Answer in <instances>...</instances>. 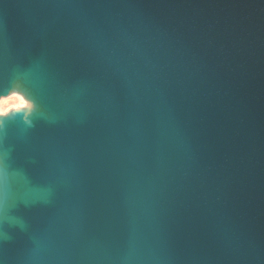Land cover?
<instances>
[{
    "label": "water",
    "instance_id": "obj_1",
    "mask_svg": "<svg viewBox=\"0 0 264 264\" xmlns=\"http://www.w3.org/2000/svg\"><path fill=\"white\" fill-rule=\"evenodd\" d=\"M14 89L0 264H264V0H0Z\"/></svg>",
    "mask_w": 264,
    "mask_h": 264
},
{
    "label": "clouds",
    "instance_id": "obj_2",
    "mask_svg": "<svg viewBox=\"0 0 264 264\" xmlns=\"http://www.w3.org/2000/svg\"><path fill=\"white\" fill-rule=\"evenodd\" d=\"M3 104H4V109H3V112L0 114H6L7 111L10 110V107L15 108V109L28 107V105L21 98L17 96H13L11 98V101L4 100Z\"/></svg>",
    "mask_w": 264,
    "mask_h": 264
},
{
    "label": "bare ground",
    "instance_id": "obj_3",
    "mask_svg": "<svg viewBox=\"0 0 264 264\" xmlns=\"http://www.w3.org/2000/svg\"><path fill=\"white\" fill-rule=\"evenodd\" d=\"M13 96H17V97L21 98V99H22V100L28 105V107L19 108V109H17V110H27V109H30L31 107H33L32 102L29 101V100L25 97V95H24L23 93H21L20 91L14 89V91H12V93H11V95L9 96L8 99H2V100L0 101V112H1L2 109L4 108L3 101H4V100H9V101H11V98H12ZM33 100H34V99H33ZM34 101H35V100H34ZM14 109H15V108H14Z\"/></svg>",
    "mask_w": 264,
    "mask_h": 264
},
{
    "label": "rangeland",
    "instance_id": "obj_4",
    "mask_svg": "<svg viewBox=\"0 0 264 264\" xmlns=\"http://www.w3.org/2000/svg\"><path fill=\"white\" fill-rule=\"evenodd\" d=\"M8 98H9V97H7V98H3V99H8ZM3 109H4V108H3ZM3 109H2V111H1L0 113L3 112ZM12 110H14V108H11V107H10V110H8L7 113H9V112L12 111ZM7 113H6V114H7ZM0 115H5V114H0Z\"/></svg>",
    "mask_w": 264,
    "mask_h": 264
}]
</instances>
